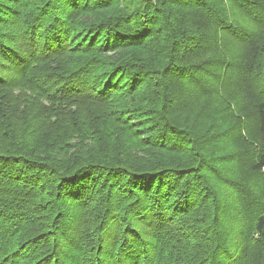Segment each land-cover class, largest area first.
I'll return each mask as SVG.
<instances>
[{
  "label": "trees",
  "instance_id": "16d2710c",
  "mask_svg": "<svg viewBox=\"0 0 264 264\" xmlns=\"http://www.w3.org/2000/svg\"><path fill=\"white\" fill-rule=\"evenodd\" d=\"M264 0H0V264H264Z\"/></svg>",
  "mask_w": 264,
  "mask_h": 264
},
{
  "label": "built area",
  "instance_id": "2783aa9c",
  "mask_svg": "<svg viewBox=\"0 0 264 264\" xmlns=\"http://www.w3.org/2000/svg\"><path fill=\"white\" fill-rule=\"evenodd\" d=\"M263 173H264V168L262 169Z\"/></svg>",
  "mask_w": 264,
  "mask_h": 264
}]
</instances>
